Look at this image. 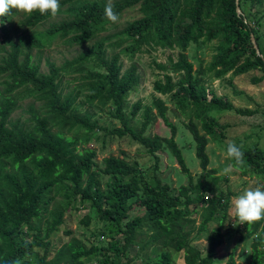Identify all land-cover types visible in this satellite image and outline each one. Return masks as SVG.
Masks as SVG:
<instances>
[{"label":"trees","instance_id":"obj_1","mask_svg":"<svg viewBox=\"0 0 264 264\" xmlns=\"http://www.w3.org/2000/svg\"><path fill=\"white\" fill-rule=\"evenodd\" d=\"M108 2L59 0L56 14L64 12L68 18L49 23L43 30L37 26L52 16L47 12L41 15L34 10L15 19L13 9L0 16V264H88L91 260L95 264H136L129 246H138L139 264H179L172 261L169 249L182 252L184 264H212L222 244L220 225L229 201L225 195L208 194L213 192V181L209 183L212 172L206 169L205 147L206 136L223 140L225 125L209 112H250L213 93L203 71H194L185 50L190 43L214 41V53L206 68L215 78L228 72L264 71V0H110L118 16L116 22L104 16ZM130 7L140 15L121 29L101 34L115 27ZM55 39L65 44L92 43L60 64L47 59V70L41 71L32 50L38 53ZM144 45L178 49L175 58L155 62L165 72L154 79L152 88L169 94L175 107L190 116L186 127L201 167L196 180L174 139L175 128L166 119L167 106L160 97L154 96L151 105L144 106L139 128L135 129L131 121L141 109L140 102L125 113L128 92L137 84L138 75L134 64L122 70L120 54L130 59ZM84 65V102L111 105L110 113L120 126L108 129L99 125L88 110L80 108L78 91L60 90V73L80 72L77 69ZM25 98L39 102L38 110L31 105L29 123L12 121L11 113ZM151 106L170 127L169 137L145 134L152 119ZM191 117L199 121L204 134ZM96 129L103 135L126 136L150 155L167 149L188 184L174 192L155 172L145 176L135 164L115 155L103 157L98 164L94 149L78 148L79 141L97 138L90 135ZM235 144L242 158L239 165L228 158L232 167L264 180V150ZM102 175L107 176L104 183L100 181ZM74 199L87 201L95 209L105 226L101 233L104 242L97 239L85 246L70 237L60 246L52 244ZM196 203L202 208L195 226L191 206ZM89 221V216H82L83 224ZM211 221L219 225L212 228L207 246L201 250L193 244L192 234L204 230ZM237 229L240 241L251 238L250 264H264L259 248L264 243V218L242 223ZM225 264L243 263L236 262L232 252Z\"/></svg>","mask_w":264,"mask_h":264},{"label":"rangeland","instance_id":"obj_2","mask_svg":"<svg viewBox=\"0 0 264 264\" xmlns=\"http://www.w3.org/2000/svg\"><path fill=\"white\" fill-rule=\"evenodd\" d=\"M264 5V3H263ZM262 5V6H263ZM66 5L63 6L65 8ZM17 15L15 19L23 17L24 12L16 10ZM140 14L136 8H127L121 14V17L117 25L110 30L102 32L106 34L114 32L117 29H121L129 20L138 17ZM66 13H59L51 16L46 22L37 26L38 30H43L48 27L49 23L59 22L63 19H67ZM92 40L83 42V44H65L58 39H55L50 47L39 50L37 53L35 50L33 54L38 56L39 65L41 71H46L47 66L45 61L49 59L56 64L62 63L65 59H70L80 51L86 49ZM214 41L200 42L198 44L190 43L186 48L185 53L187 58L192 62L194 71L201 69L203 71L204 80L213 93L219 96H223L229 100L234 107L241 108L242 110L249 111L250 113H238L234 110H212L209 113L216 118L220 125H225L223 140H213L209 136H206V153L208 155V164L206 169L211 171L213 192L209 195L221 194L228 197L229 209L225 219L220 225L222 244L217 248V251L213 255L212 264H225L229 253L233 252V256L236 262L243 264H250L251 259V238L240 241V232L237 228H241L240 223L233 215L232 202L234 198L242 192L245 188H252L257 185H264V180L256 177L255 175L243 174L239 170L234 169L226 155L224 145L227 142L238 143L242 146H257L264 150V71L262 70H250L246 73L239 75H231L228 72L222 78H215L207 71V65L214 53ZM178 52L177 48L148 46L144 45L140 51L135 52L129 59L127 55L120 54L122 60V70H125L132 64L136 68V74L138 75V82L127 95V107L125 113L130 110L131 105L137 101L141 104V109L133 117L131 124L134 128H139L142 121V113L144 106H150L154 96L160 97L165 105L166 119L175 128L174 139L176 140L182 155L185 160V164L188 167L190 174L193 176V180H196L201 172L199 159L195 156L194 141L191 137L189 130L186 127L187 122L190 120V116L182 113L175 107L171 101L169 94H160L153 90L152 83L154 79L161 78L162 73L165 72L156 67L155 62H165L168 57L175 58ZM84 65L77 70L80 72H61L59 75L60 90L63 93L72 90L78 91L77 103L82 110H88L93 119H96L98 124L105 128H112L120 126L117 119L111 115V105L98 106L91 105L84 102L83 93L87 90L83 88L84 79L83 74L86 70ZM169 73L176 78V74L169 71ZM260 78L258 81L253 79ZM211 93L207 94L210 97ZM31 105L38 110L40 103L34 101L32 98H25L19 101L18 106L11 113L12 121H19L29 123L31 117ZM152 119L150 124L145 130V134L153 136L155 134L169 137L171 129L168 125H165L163 120L157 115L156 108L151 106ZM191 119L197 124L200 133V123L198 120L191 117ZM90 135H96L97 138L91 137L87 142L82 143L79 141L78 148L89 147L95 150V160L98 164H101V159L108 155H115L124 158L129 163H133L136 167L145 175L149 176L152 172H155L162 181L168 183L171 190L177 192L180 185L188 184V179L183 174L178 163L171 156L167 149H161L155 152V155H150L143 147L136 142L127 138L126 136L118 138L116 136L103 135V132L96 129ZM103 138V141H102ZM225 168L229 170L224 171ZM107 180V176L102 175L100 177L101 183ZM59 198L60 196L57 195ZM191 207L194 211L191 213L194 218L195 226L200 221V211L202 206L200 204H194ZM83 215L90 217V221L87 225L81 222ZM262 224V223H261ZM219 224L217 221H211L207 224V227L199 232L192 234V242L195 246L201 250L205 249L208 243V236L212 228L217 227ZM105 228L104 223L98 220L95 209L89 204V202H80L78 199H74L69 204L68 209L64 212L63 222L59 227V231L52 240V244L60 246L64 242L68 241L70 237H74L88 246L90 243H95L98 240L104 242L102 230ZM67 231V233H65ZM144 237V236H143ZM264 237V235H263ZM128 251L133 255L132 260L139 264L140 251L138 246H129ZM260 250L263 252L264 258V243L261 245ZM152 250L150 247L148 251ZM172 261L184 264L182 259V252H176L169 249ZM41 254V250L37 251ZM88 264H95L94 260H91Z\"/></svg>","mask_w":264,"mask_h":264},{"label":"clouds","instance_id":"obj_3","mask_svg":"<svg viewBox=\"0 0 264 264\" xmlns=\"http://www.w3.org/2000/svg\"><path fill=\"white\" fill-rule=\"evenodd\" d=\"M19 10L26 14L38 11L41 15L47 12L49 15H56L59 9V0H0V16H6L10 10ZM104 16L108 21L116 22L117 14L112 9L109 0L104 6ZM2 22V21H0ZM226 155L239 165L242 152L234 142H228ZM229 169L225 168L227 172ZM233 215L240 223H252L264 218V185H257L252 188H245L232 202Z\"/></svg>","mask_w":264,"mask_h":264},{"label":"water","instance_id":"obj_4","mask_svg":"<svg viewBox=\"0 0 264 264\" xmlns=\"http://www.w3.org/2000/svg\"><path fill=\"white\" fill-rule=\"evenodd\" d=\"M235 3H237V0H235ZM236 12H237L238 14H240V12H241L238 6H236ZM251 40H252V42H253V44H254V47H255L256 51L258 52V50H257V48H256V46H255V43H254V40H253L252 37H251Z\"/></svg>","mask_w":264,"mask_h":264}]
</instances>
